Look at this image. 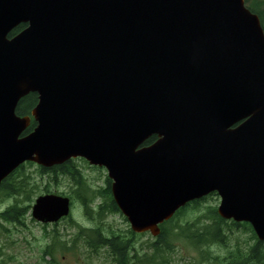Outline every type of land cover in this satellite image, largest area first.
<instances>
[{
  "label": "water",
  "instance_id": "95a60500",
  "mask_svg": "<svg viewBox=\"0 0 264 264\" xmlns=\"http://www.w3.org/2000/svg\"><path fill=\"white\" fill-rule=\"evenodd\" d=\"M20 33L8 39L18 25ZM35 93V128L15 114ZM157 141L141 145L150 137ZM105 167L135 233L216 192L264 241V35L242 0H0V184L25 162ZM66 198L35 200L41 223Z\"/></svg>",
  "mask_w": 264,
  "mask_h": 264
},
{
  "label": "rangeland",
  "instance_id": "374dc122",
  "mask_svg": "<svg viewBox=\"0 0 264 264\" xmlns=\"http://www.w3.org/2000/svg\"><path fill=\"white\" fill-rule=\"evenodd\" d=\"M246 4L256 8L259 12L264 9V0H245ZM260 6V7H257ZM79 170L85 182L82 184L83 195L77 197L81 191L72 183L68 177H54L53 174L40 175L36 165H24V174L29 176V187H35V195L32 201L45 193V188L50 193L63 194L71 202V222L69 219L61 221L56 227L53 225H41L31 220L29 214L24 219L23 225H16L0 221V264H113L109 262L107 251L104 248L98 250L97 254H91L78 239L76 245H73V239L81 230L99 227L101 235L107 236L109 232H114L121 236H127L130 229L124 217L110 214L106 210L109 200L98 198L97 195L90 197V193H96L106 188V171L104 169L94 168L81 159L72 161ZM57 180L54 182L53 179ZM79 191V192H78ZM94 199L90 206L93 211L90 218L84 215V206H88V200ZM16 200L10 196H0V212L13 205ZM26 203L20 204L21 206ZM105 205L101 215H98L99 206ZM219 197L210 195L200 202L197 209L193 205L189 206L185 212L176 218L171 225H185L186 223H195L198 218L208 215V208H217ZM91 210V209H90ZM208 223L201 219L195 227L200 228ZM227 222L226 226H230ZM45 227V228H44ZM227 235V245L212 244L209 252L211 256L220 260L226 258L229 251L239 247H246L253 242L248 239L249 234L242 228L230 229L224 227ZM57 236V238H55ZM154 238L149 234L137 235L135 238V250L139 256L146 255L150 257V243ZM58 242H62L60 244ZM156 242V241H155ZM52 246L54 249L53 259L50 256H43L45 247ZM174 250L166 253L164 256L168 259V264H200L202 250L201 247L191 244L185 239L173 241ZM167 263V262H166Z\"/></svg>",
  "mask_w": 264,
  "mask_h": 264
},
{
  "label": "trees",
  "instance_id": "16d2710c",
  "mask_svg": "<svg viewBox=\"0 0 264 264\" xmlns=\"http://www.w3.org/2000/svg\"><path fill=\"white\" fill-rule=\"evenodd\" d=\"M250 10L258 15L264 29V9L261 12H258L253 8H250ZM24 27V25L18 26L9 34V37L14 36ZM35 102L36 95L34 94L24 97L19 101L16 113L18 115L28 114L29 110L35 105ZM30 131L31 128L26 131V134ZM154 140L155 137L148 139L144 143V146L151 144ZM22 171L23 170L15 171L6 180H4L0 186V196H10L14 199H20L16 200L14 205L10 206L5 211L0 212V221L5 223L23 225V217L29 210L32 202V196L35 195V191L37 190L35 187L28 186L29 176H26ZM49 172H54L55 175L53 176L56 178L62 175L68 177L74 184H79V182H81V178L71 162L51 170L39 168L40 175H48L46 173ZM56 178L55 181L57 180ZM106 181L110 188V181L108 179H106ZM109 188L105 192V195H107L110 200V204L108 208L106 207V210L109 211V213H116L120 215V212L110 197L111 193ZM102 195L105 196L104 194ZM204 200L205 199L195 202L193 204V208L197 209L200 202ZM22 203H26V207H20V204ZM185 210L186 208L180 209L170 221L160 226L161 231L156 242L150 243L151 254L149 258L146 255L138 256L137 252H135L134 240L136 235L130 230L128 231L127 236L123 237L115 234L114 232H109L107 236H104L101 235L99 230L100 228L96 226L95 228L81 230L77 233L72 242L75 245L78 239L84 238L83 243L86 246L91 248L97 247L96 250L98 248L106 247L114 257L116 264H168V259L164 255L166 253H171L174 250L173 241L178 239H185L191 244L198 246V248L201 247V249H203L200 264H264V242L262 243L257 241L251 227L248 224L231 223L230 226H226V222L218 217L215 207H210L208 208V215L198 218L195 223H186L182 226L171 225L177 217L181 216L185 212ZM201 219L208 221V223L203 224L200 228L195 227ZM232 226L235 228H242L249 234L248 239H250L253 243L251 245H247L246 247L237 246L234 251H229L226 255L227 257L222 260L211 256L209 246L215 243L226 246L227 235L224 227L230 229ZM55 238H57V236H55ZM58 243L63 244L62 242ZM45 248L43 256H50L51 259H53L54 249L52 246H47ZM131 251L133 252L132 257H130Z\"/></svg>",
  "mask_w": 264,
  "mask_h": 264
},
{
  "label": "bare ground",
  "instance_id": "6f19581e",
  "mask_svg": "<svg viewBox=\"0 0 264 264\" xmlns=\"http://www.w3.org/2000/svg\"><path fill=\"white\" fill-rule=\"evenodd\" d=\"M36 103H35V105L29 110V113L28 114H30L31 112H32V110L36 107ZM26 114H24L23 116H25ZM62 165H65V163H63V164H61V165H58L57 167H60V166H62ZM106 179H108L109 181H110V188H111V186H112V183H113V181H112V179H110L109 177H107ZM39 197V196H38ZM66 199L68 200V204H69V207L71 208V202H70V199L68 198V197H66ZM35 204V200H34V203H33V205ZM88 209V206L87 205H85L84 206V210H87ZM179 211V209L175 212V214L177 213ZM119 216H122V217H124L123 219L125 220V222H127L128 223V221H127V219H126V217L121 213V211H120V215ZM178 218V217H177ZM149 233V232H148ZM150 234V233H149ZM151 235V234H150ZM160 235V230H159V234L158 235H156V236H152L153 238H154V241L153 242H155L156 240H157V238H158V236ZM152 242V243H153Z\"/></svg>",
  "mask_w": 264,
  "mask_h": 264
}]
</instances>
